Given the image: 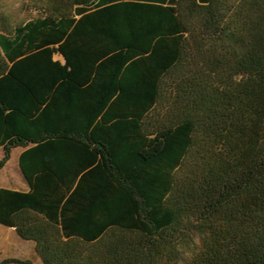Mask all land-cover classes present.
<instances>
[{
	"label": "trees",
	"instance_id": "1",
	"mask_svg": "<svg viewBox=\"0 0 264 264\" xmlns=\"http://www.w3.org/2000/svg\"><path fill=\"white\" fill-rule=\"evenodd\" d=\"M6 1L0 171L24 149L30 190L0 225L42 264H264V0Z\"/></svg>",
	"mask_w": 264,
	"mask_h": 264
},
{
	"label": "crops",
	"instance_id": "2",
	"mask_svg": "<svg viewBox=\"0 0 264 264\" xmlns=\"http://www.w3.org/2000/svg\"><path fill=\"white\" fill-rule=\"evenodd\" d=\"M62 57L63 62H60L64 63V56L62 55ZM23 150L24 149L22 148H15L12 152L11 159L0 171V188H9L23 192H28L30 190L29 184L18 168V159ZM1 156L2 149L0 148V158ZM11 165L13 166L12 173H9L8 171H6V169ZM3 172H5L4 175H2ZM0 229L6 231L7 233V236H4V238L0 236V260L13 257L24 260L28 259L33 264H42L41 259L36 253L34 244L31 241L21 238L17 234L15 228L0 225Z\"/></svg>",
	"mask_w": 264,
	"mask_h": 264
},
{
	"label": "rangeland",
	"instance_id": "3",
	"mask_svg": "<svg viewBox=\"0 0 264 264\" xmlns=\"http://www.w3.org/2000/svg\"><path fill=\"white\" fill-rule=\"evenodd\" d=\"M5 7L12 9L11 12H15V15H20V16H24L27 15L28 12L25 9H21V6L18 2H15L13 0H8L6 1V5H4ZM51 53H52V58L54 61H62L63 62V57L61 55V53L59 52V48L58 46H54L52 48H50ZM13 165V164H12ZM8 166L6 171H8L9 173H12V167L13 166ZM5 172H3L2 175H4ZM0 236H2L4 238V236H7L6 231L0 229Z\"/></svg>",
	"mask_w": 264,
	"mask_h": 264
}]
</instances>
